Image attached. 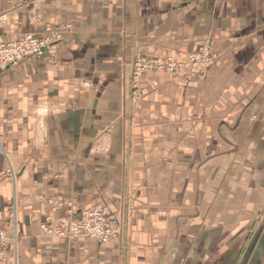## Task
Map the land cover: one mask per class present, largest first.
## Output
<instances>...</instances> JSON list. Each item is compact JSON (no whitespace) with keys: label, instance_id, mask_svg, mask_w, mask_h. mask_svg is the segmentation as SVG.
Returning <instances> with one entry per match:
<instances>
[{"label":"crops","instance_id":"0c3cea01","mask_svg":"<svg viewBox=\"0 0 264 264\" xmlns=\"http://www.w3.org/2000/svg\"><path fill=\"white\" fill-rule=\"evenodd\" d=\"M60 29L0 72V226L17 201L19 230L1 264H264V0H0V43ZM207 42L205 76L135 77ZM49 199L105 203L123 236L45 234Z\"/></svg>","mask_w":264,"mask_h":264},{"label":"built area","instance_id":"2783aa9c","mask_svg":"<svg viewBox=\"0 0 264 264\" xmlns=\"http://www.w3.org/2000/svg\"><path fill=\"white\" fill-rule=\"evenodd\" d=\"M62 39L63 29H60L46 36L26 32L13 41L1 42L0 72L19 64L24 59H39L47 53L54 55ZM185 58L181 60L170 54L164 55V57L138 58L134 66L135 77L143 72L156 70L173 74L181 72L184 73L185 80L189 81L194 77L205 76L209 67L215 62L212 46L209 42L200 50L186 55ZM7 175L14 180L17 177L11 164L7 169ZM46 203L49 205L50 211L46 215V219L39 223L40 230L45 234L62 238H95L104 246L112 245L123 236L122 220L117 218L112 209L105 203H98L83 209L79 218H72L71 204L64 199H49ZM59 209H65L67 216L58 222H53V213ZM13 212L11 229L0 226V264L7 261L9 246L15 249L18 245L17 201L14 203Z\"/></svg>","mask_w":264,"mask_h":264},{"label":"rangeland","instance_id":"374dc122","mask_svg":"<svg viewBox=\"0 0 264 264\" xmlns=\"http://www.w3.org/2000/svg\"><path fill=\"white\" fill-rule=\"evenodd\" d=\"M199 50H200V49H199ZM195 51H197V50H195ZM195 51H193V52H195ZM193 52H181V51H179V53H176V54H171V53H169V54H170V55H173L175 58H178V59L184 60V59H186V58H185L186 55L191 54V53H193ZM165 55H168V54H165ZM150 57H151V56H150ZM150 57L139 56V57L135 58V62H136V60H137L138 58H150ZM152 57H164V56H152ZM18 239H19V238H18ZM11 249L13 250L12 252L14 253L15 249H13V247H11ZM17 249H18V247H17Z\"/></svg>","mask_w":264,"mask_h":264},{"label":"bare ground","instance_id":"6f19581e","mask_svg":"<svg viewBox=\"0 0 264 264\" xmlns=\"http://www.w3.org/2000/svg\"><path fill=\"white\" fill-rule=\"evenodd\" d=\"M16 256V255H15ZM16 264V263H15Z\"/></svg>","mask_w":264,"mask_h":264}]
</instances>
